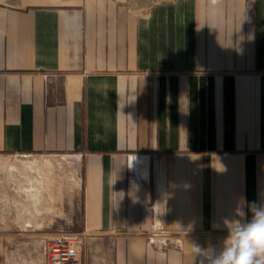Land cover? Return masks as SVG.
I'll return each instance as SVG.
<instances>
[{
  "label": "crops",
  "instance_id": "crops-1",
  "mask_svg": "<svg viewBox=\"0 0 264 264\" xmlns=\"http://www.w3.org/2000/svg\"><path fill=\"white\" fill-rule=\"evenodd\" d=\"M0 154L76 156L112 264H200L264 200V0L0 2Z\"/></svg>",
  "mask_w": 264,
  "mask_h": 264
},
{
  "label": "rangeland",
  "instance_id": "rangeland-1",
  "mask_svg": "<svg viewBox=\"0 0 264 264\" xmlns=\"http://www.w3.org/2000/svg\"><path fill=\"white\" fill-rule=\"evenodd\" d=\"M29 0H0L24 6ZM143 10L162 0H119ZM80 160L74 155L0 154V264H48L47 243L78 232ZM80 256L62 264H112L111 245L82 233Z\"/></svg>",
  "mask_w": 264,
  "mask_h": 264
},
{
  "label": "clouds",
  "instance_id": "clouds-1",
  "mask_svg": "<svg viewBox=\"0 0 264 264\" xmlns=\"http://www.w3.org/2000/svg\"><path fill=\"white\" fill-rule=\"evenodd\" d=\"M247 208L238 207L233 217L223 220L227 234L219 248L193 245L200 264H264V200Z\"/></svg>",
  "mask_w": 264,
  "mask_h": 264
},
{
  "label": "built area",
  "instance_id": "built-area-1",
  "mask_svg": "<svg viewBox=\"0 0 264 264\" xmlns=\"http://www.w3.org/2000/svg\"><path fill=\"white\" fill-rule=\"evenodd\" d=\"M82 239L81 232L59 231L53 234L47 243L48 264H62L77 259L80 256ZM149 240L159 248L176 244L172 236L166 232L151 233Z\"/></svg>",
  "mask_w": 264,
  "mask_h": 264
}]
</instances>
